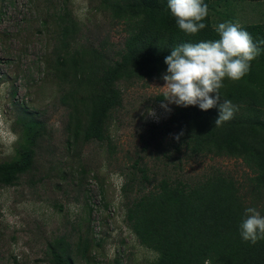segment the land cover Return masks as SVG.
Returning a JSON list of instances; mask_svg holds the SVG:
<instances>
[{
  "label": "trees",
  "instance_id": "trees-1",
  "mask_svg": "<svg viewBox=\"0 0 264 264\" xmlns=\"http://www.w3.org/2000/svg\"><path fill=\"white\" fill-rule=\"evenodd\" d=\"M100 1L97 10H107L112 20L125 26L127 36L118 58L110 57L103 43L81 42V24L67 2L60 7L61 12L53 13L58 25L52 75L58 84L59 101L68 109L64 130L68 148L75 154L79 146L95 141L107 142L113 153L111 121L124 103L120 84L161 79L167 69L164 59L173 47L218 39L214 26L236 22L233 3L238 0H204L209 9L204 21L207 27L192 36L179 29L167 7L168 0ZM248 1L264 6V0ZM240 25L261 53L243 78H225L220 89L221 98L237 106L234 117L215 128L217 108L202 111L199 106L175 105L161 123H152L151 140H157L160 148L164 134L172 135L170 144L175 153L236 157L252 174L247 173L243 183L220 169L188 181L164 174L147 190L152 179L142 157H137L125 174L122 196L132 233L140 244L157 253L145 264H264V240L252 244L240 235L247 208L254 207L264 215V44H259L264 41V22ZM163 102L162 94L156 97V103ZM15 106L14 128L19 139L15 154L0 162L2 187L15 186L23 176L40 172L36 159L49 136L47 121L34 109L19 102ZM169 152L163 154L167 159ZM79 173L82 176L86 170L82 167ZM90 240L81 234L76 241L66 235L54 239L48 243L51 264H78L77 256L90 264ZM115 263L122 262L116 259Z\"/></svg>",
  "mask_w": 264,
  "mask_h": 264
},
{
  "label": "rangeland",
  "instance_id": "rangeland-1",
  "mask_svg": "<svg viewBox=\"0 0 264 264\" xmlns=\"http://www.w3.org/2000/svg\"><path fill=\"white\" fill-rule=\"evenodd\" d=\"M64 2L81 24V42L103 43L110 57L118 58L127 36L123 22L112 20L107 10H97L100 0H0V162L13 155L10 136L5 140L3 132L14 128L16 102L47 121L49 133L36 159L40 172L23 176L15 186H0V264H51L48 243L63 235L76 241L80 234L92 239L90 264H116V259L120 264H145L157 253L140 244L129 228L120 189L137 157L152 179L147 190L164 174L188 181L220 169L243 183L252 171L236 157L175 153L172 135L166 133L157 148V140H151L152 123L165 119L176 104L156 103L158 87L164 85L156 78L120 84L124 103L111 121L113 153L107 142L96 141L73 153L64 130L68 109L59 101L51 68L58 25L53 13ZM236 2V22H264V6ZM84 6L87 12L80 19L75 13ZM168 152L169 159L163 155ZM76 260L87 264L82 256Z\"/></svg>",
  "mask_w": 264,
  "mask_h": 264
},
{
  "label": "clouds",
  "instance_id": "clouds-1",
  "mask_svg": "<svg viewBox=\"0 0 264 264\" xmlns=\"http://www.w3.org/2000/svg\"><path fill=\"white\" fill-rule=\"evenodd\" d=\"M167 7L179 29L186 35H196L207 27L204 21L209 9L204 0H168ZM86 12L84 6L75 14L83 19ZM214 30L218 39L189 42L172 48L170 55L164 59L167 65L166 72L161 74L164 85L158 88L163 99L170 104L199 106L202 111L217 108L218 116L214 120L216 128L230 121L237 111V106L230 100L221 98L220 89L224 87L225 78L232 81L243 78L250 71L251 62L260 55L261 48L238 22H221L214 26ZM259 44H264V41ZM162 107L167 108L168 105L162 104ZM148 111L150 115L154 114L153 110ZM160 115L166 116L167 111H161ZM13 129L4 130L3 133L5 140L10 136L11 153L14 155L19 133ZM240 235L245 242L252 244L264 240V215L256 208L245 210Z\"/></svg>",
  "mask_w": 264,
  "mask_h": 264
}]
</instances>
